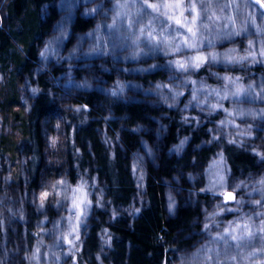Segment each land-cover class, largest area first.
<instances>
[{
  "label": "trees",
  "instance_id": "obj_1",
  "mask_svg": "<svg viewBox=\"0 0 264 264\" xmlns=\"http://www.w3.org/2000/svg\"><path fill=\"white\" fill-rule=\"evenodd\" d=\"M189 1L196 3L199 12L197 35L201 48L209 60V53L217 56L215 61L210 60L212 63L224 67L232 64L234 53L244 52L248 41H255L251 49L258 64H232L228 72L241 76V82L257 80L254 88L260 98L255 96L245 105H238L236 97L233 101L237 109H244L241 113L256 116L243 117L242 121L260 141L256 152L215 141L212 128L216 116H202L198 123H187L180 117L179 107L164 106L168 98L162 104L148 101L154 91L157 93L156 83L165 81L162 71L170 68L164 63L163 45H147L142 41L146 37L137 35L139 28H146L144 36L164 33L167 25L155 12L137 4L126 10L119 23L117 2L124 3L119 0H102V4L97 0H0V126L12 132L11 136L5 132L0 137V157L13 164L23 154L29 158L26 181L15 176L9 186L13 197L2 187L4 206L19 209L22 204L24 213L22 218L5 213L9 220L7 236L22 244L9 264H28L25 251L31 252L35 245L33 238L23 241L22 235L33 229L39 215L34 201L23 198L31 197L41 180L66 174L69 182L75 183L85 169V177L94 178L105 197L90 209L83 234V257L88 256L91 264H169L176 249H185L178 264H248L241 261L242 256L264 246V221L252 222L251 231L261 235L241 245L231 243L220 233L215 235L205 221L213 207L211 183L217 181V171L225 170L216 152L223 155L231 181L256 177V183L264 176L258 163L261 156L256 154L257 150L264 153V35L251 24L239 22L249 11L256 13L258 23L262 22L264 12L249 0H238L236 7L231 0ZM213 13H222L237 23H213L209 19ZM126 21L130 29H135L133 35ZM204 24L209 27L203 28ZM80 44L86 48L81 49ZM90 44L104 48L106 57L96 59L100 53ZM45 47L47 57L56 55L48 71L38 68L40 51ZM233 48L235 51H231ZM204 73L203 69L197 72L199 76ZM68 75L74 80L70 81ZM122 76L134 94L128 93L129 101L124 103L107 102L103 87ZM60 78L66 82L61 83L64 89L66 85L71 87L72 102L78 105L79 114L70 116L59 102L51 100L59 86L54 80L60 82ZM23 82L38 89L27 109L20 103ZM58 116L68 140L62 168L48 167L43 157V128L47 123L49 132L53 131ZM73 121L79 127L76 134L71 127ZM14 166L17 169V164ZM256 184L249 185L242 195L244 205L252 211L255 205L251 201L259 200ZM41 219L54 227L51 205H45ZM99 236L105 241L101 242ZM257 258L264 259V253ZM39 263L55 264L46 247H41Z\"/></svg>",
  "mask_w": 264,
  "mask_h": 264
},
{
  "label": "rangeland",
  "instance_id": "obj_2",
  "mask_svg": "<svg viewBox=\"0 0 264 264\" xmlns=\"http://www.w3.org/2000/svg\"><path fill=\"white\" fill-rule=\"evenodd\" d=\"M119 1L124 2H117L120 8L119 23L121 22L124 13H126V10L129 7L133 8L135 5L141 4L146 9L155 12L156 15H158V17L162 20V22L166 23L167 25L164 33L158 37H155L151 33H148L146 36H144L143 33L145 32L146 28H139L137 30V35L146 37L145 40L143 39L142 41H145L147 45H163V47L165 48L163 58L167 59L164 61V63L170 65L169 70L162 71L165 73V81L156 83L155 88H157V93L154 91V96H152V98L148 101H159L160 104H162L165 98H168L164 106L168 107L175 105L176 107H179V113L181 115L180 117H182V119L187 123H198V121L201 120L200 118H202V116H216L217 120L215 121V128H212L214 136L212 137L215 141H219V143L222 142V144H226L227 142L232 143L241 146L243 149L245 148V150H249L250 152H256L255 149L260 141L258 139L256 140L253 132L248 129L245 124L242 125L243 117L244 119L245 117L252 119V117L256 116L241 113L244 112V109H237L233 104V101L236 97L238 105H245L249 99H254L255 96H258L260 98V93L254 88L255 81L257 80L255 79L254 81H252L251 79H249L245 82H241L240 79H237L241 78V76L234 74L231 71L228 72V68L232 64L236 65L237 63L238 66L243 65V63L247 66H250V64L252 63L258 64L257 56L254 54L252 49L249 48V46H246V50L243 52V50H240L239 46V53H242H238L237 55L238 51L235 52L231 58L232 64L226 65L225 67L222 65H216L215 63H212L209 59H207L205 62L201 63L199 67H193L192 65H189L186 69L182 70L178 66L177 62L185 61V57L191 56L192 61H194L196 56L207 57L205 52L201 48V45L199 44L198 35L193 36L192 32L187 31V28L192 26L191 22L193 19L196 20V24L198 23V9L192 11L190 8L191 3L189 0ZM249 1L256 5L262 12H264V7L261 6V3H256V0ZM97 2L102 4V0H97ZM148 4H163L164 7L161 8L160 12H156L153 11L152 8H149ZM176 4H179L180 7H170V5ZM121 8L125 10L121 11ZM161 12L165 13V15H161ZM176 18L181 19L182 24L184 25L183 27L181 25L175 24ZM125 23V26L127 27V29H129L130 32H132L133 35V31L135 29L129 28L128 21H126ZM138 31H140V33ZM194 31H196V33L198 32L197 26ZM149 37L154 38L146 41ZM185 41L187 43H192L194 47L189 49ZM80 45L81 49L86 48L84 44ZM90 45L92 49H97V51L100 53L97 57H95L96 59L106 57L107 52L104 51V48H100L97 45L96 47H94V45L92 44ZM177 46H179L181 49L179 52L175 51V48ZM47 52V47H45V49L43 48V50L40 51L38 68L42 71H48L47 68L50 65L51 59L56 57V55L47 57ZM241 57H245V59L241 60ZM171 66L173 67L172 70ZM200 69L205 70L204 76H199L197 74L198 70ZM214 73L216 75H214ZM69 76L70 75H68V77ZM130 78H132V76H130ZM69 80L72 81L74 80V78L70 76ZM54 81H56L59 86L57 87L56 91L52 92L53 94L51 95V100L53 102H59L57 104L62 107V109L70 116L79 114L80 109L78 105L72 102L74 93L71 90V87L66 85L64 89L61 83L66 82H63L61 78L60 82L58 81V79H55ZM2 82L3 77L0 74V84ZM69 85H71V83ZM149 87H152V85ZM238 88L239 95H229L228 98L221 99V97L224 96L226 92L232 93L237 91ZM213 89L218 90V94L217 92H214ZM102 90L104 96L107 97V102L110 103L127 102L129 101L128 93L134 94L130 83L126 81L123 76L121 78H117L114 83L104 86ZM19 91L20 103L27 109L31 103L32 97L37 94L38 89L27 87V85L23 82ZM177 93H179V95H177ZM205 99L207 100V103H201V101H204ZM60 103L67 105L68 108L62 106ZM107 108L110 107L108 106ZM57 118L58 120L53 125V131L49 132L47 123H45V126L43 128V134L46 142L43 157L48 167L57 166L62 168L61 163L63 162V158H65V155L67 153L68 140L65 131L60 128L61 116H58ZM103 120L106 122L105 119ZM3 125L5 124L3 123ZM7 125H9V122ZM71 127L76 134L79 127L74 123V121L72 122ZM246 131H250L251 136L246 134L238 135V133H243ZM5 132L7 136L12 135L10 128H5L1 125L0 137H2V133ZM256 141H258V143ZM77 148L78 146L75 143V152H77ZM215 155H217L218 159L219 157L222 158V162L220 163H222L225 170L222 171L221 169V171H217V181L211 183L212 190L210 191V194L214 198L212 212L215 213L214 216L212 215V212L207 215L205 219L206 226L208 229H214L211 231H214L216 233L215 235H219L220 233L224 237L229 238V241L231 243H240L241 245L246 242H250L254 236L261 235L259 234V232H252L251 225L255 220L262 221L260 222V224L264 221V207L261 206L264 205V185L256 184V177L254 179L252 178L251 180L248 177H242L240 179L231 181L232 179L227 178L228 173L223 155L220 151L216 152ZM28 159L29 158L27 154H23L22 156H20L19 161L17 160V162H14L13 164L10 163L7 158L0 157V198H2L3 196V186L5 187L3 188L5 189L6 193L10 192L9 194L11 195L13 191L12 189L9 190V186L12 184L14 178L20 177L23 179V182L26 181V175L28 174ZM258 163L261 165V170L264 171V159H262L261 157L258 158ZM16 164L17 169L14 166ZM216 165L217 167H220V164H214L213 166L215 167ZM16 172L17 174H15ZM87 173L88 171L86 169L85 171H82L75 183H70L66 174L57 175L58 177L54 179L49 177L47 180H41L39 182L37 190L31 197L29 195H26L24 198L22 197L24 201H34L35 211L39 215V218L35 219L33 222V229L30 232H26L22 235L23 241H27L29 238H33V241H35L34 243L36 245V242L42 239L44 241V244L41 247H46L47 253L51 255L49 247H51L52 251L60 253L61 260L59 264H91L88 256L83 257L85 249L83 234L89 219L88 216L90 209H92L94 206L96 207L98 203L105 201V197L103 196L104 193L100 191V188L95 184V179L92 177H85ZM132 175L136 176V173L132 171ZM194 183L197 184L198 182L194 181ZM254 184H256V189L259 190L258 201H260V205L253 206L252 211V209L248 207V204L244 205V202L242 201V195L246 191L247 187H249V185L251 187H254ZM77 189H82V192H78ZM44 192H48L49 196L47 197V199L42 200V195ZM229 192L232 193V195L235 197L234 200L225 199L224 194ZM249 194H251V192ZM11 196L13 197V195ZM81 198H84L86 200V203L84 205H81V208H83V215H81L80 209L73 207V201L79 200ZM45 205H51L53 211L55 212L53 228H50L46 224V221L44 219H41V214L43 212V209L45 208ZM7 222H9L8 219L6 223ZM7 228H9V225H7ZM61 234H63V239H61ZM1 237L3 240V235H1ZM99 239L101 242L105 241V238H103L102 236H99ZM12 240L13 239H11L8 235L7 246L16 247L19 245L20 251L22 244H19V241L15 242ZM54 241H56L55 244ZM35 245L32 247L31 252L36 250ZM184 251L185 249H176L174 258L169 264H178V259ZM51 258L55 261L54 256H51ZM243 260L244 257L242 256L241 261Z\"/></svg>",
  "mask_w": 264,
  "mask_h": 264
},
{
  "label": "clouds",
  "instance_id": "obj_3",
  "mask_svg": "<svg viewBox=\"0 0 264 264\" xmlns=\"http://www.w3.org/2000/svg\"><path fill=\"white\" fill-rule=\"evenodd\" d=\"M232 2V6L236 7V5L238 4V0H231ZM256 3H259V0H256ZM156 5L155 9H153V11L156 12H160L161 8L164 7L163 4H154ZM196 3H191L190 4V8L192 11L196 10ZM209 11H211V8H209ZM161 15H165V13L161 12ZM209 19L215 23L217 20L219 21H225L227 20L229 24H236L237 21L233 20L231 17H225L222 13L221 14H216L213 13ZM241 24H251L252 26H254L257 30L258 33H260L261 35H264V21L262 22H257V17H256V13L255 12H246L244 14V17L241 21H239ZM191 28L193 29L192 31V35L196 36L197 33L196 31H194V29L196 28L197 24H196V20L193 19L191 22ZM209 27L208 24H204L203 28L207 29ZM255 44L254 40H249L248 41V45L249 48L253 47ZM187 47L189 49L193 48V44L192 43H187ZM181 49L179 46H177L175 48L176 52H179ZM231 51H235V48L231 49ZM264 54V53H262ZM209 58L212 61H215L217 56L215 53H209ZM241 60L245 59V57H241ZM185 62L186 67H188L189 65H191L192 62V57L188 56L185 57ZM214 75H216L214 73ZM240 79V78H237ZM35 91V90H33ZM214 92H217L218 94V90L213 89ZM229 95L235 96V95H239V88L237 89V91L232 92V93H225L224 96L221 97V99H226L228 98ZM201 103H207V100L205 99L204 101H201ZM249 135L251 136V132L250 131H246L243 133H238V135ZM257 155H260L262 159H264V153H260L259 150H257ZM258 185H264V176L260 177L257 182ZM239 187V186H238ZM254 205H260V201H256L253 200L251 201ZM262 207H264V205H261ZM5 213H8L9 216L11 217H16L17 215H19L21 218L23 217V205L21 204V207L19 209H14L12 206H4V199L0 198V235H3L4 239L2 241H0V264H9V260L11 259V257L13 255H18L19 254V246L16 247H8L7 246V224L6 221L8 219V217L5 215ZM251 235V234H249ZM61 239H63V234H61ZM56 243V241H54V244ZM44 244V241L42 239L38 240L36 242L35 245V251L33 252H28L27 250L25 251V255H24V259L26 261H28V264H39V256H40V251H41V246ZM27 249V246H26ZM49 251L51 253V256L55 257V264H59L60 260H61V255L59 252H55L51 250V247H49ZM260 253H264V246H262L261 248H254L251 252L246 253L244 255V260L248 262V264H264V259H254L255 257H258V255ZM233 259H235V257H233Z\"/></svg>",
  "mask_w": 264,
  "mask_h": 264
},
{
  "label": "snow or ice",
  "instance_id": "obj_4",
  "mask_svg": "<svg viewBox=\"0 0 264 264\" xmlns=\"http://www.w3.org/2000/svg\"><path fill=\"white\" fill-rule=\"evenodd\" d=\"M259 3H261V6L264 7V0H259ZM148 7H149V8H152V9H155L156 5H154V4H148ZM170 7H180V5H179V4H176V5H170ZM175 24H177V25H181L182 27L184 26V25L182 24L181 19H179V18H176V19H175ZM187 31H188V32H192L193 29H192L191 27H188V28H187ZM185 43H187V42L185 41ZM193 47H194V45H193ZM207 59H208V58L205 57V56H196L195 59H194V61L191 62V65H192L193 67H199L200 64L203 63V62H205ZM177 63H178V66H179L182 70H184V69L187 68L185 62H183V61H178ZM177 95H179V93H177ZM61 183H62V182H61ZM77 191H78V192H82V189H77ZM224 195H225V199H226V200H234V199H235V197H234V196L232 195V193H230V192H229V193H225ZM48 196H49V193H48V192H44L43 195H42V200H43V199H47ZM85 203H86V200H85L84 198H81V199H79V200H74V201H73V207H74V208H77V209H80V211H81V215H83V208H81V205H84ZM245 227H247V226H245Z\"/></svg>",
  "mask_w": 264,
  "mask_h": 264
}]
</instances>
